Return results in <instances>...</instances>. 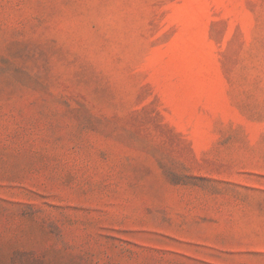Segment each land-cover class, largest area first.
Instances as JSON below:
<instances>
[{
    "label": "rangeland",
    "instance_id": "1",
    "mask_svg": "<svg viewBox=\"0 0 264 264\" xmlns=\"http://www.w3.org/2000/svg\"><path fill=\"white\" fill-rule=\"evenodd\" d=\"M0 264H264V0H0Z\"/></svg>",
    "mask_w": 264,
    "mask_h": 264
}]
</instances>
